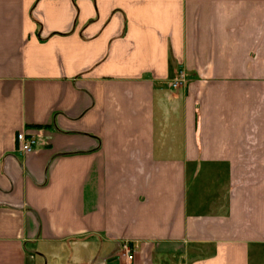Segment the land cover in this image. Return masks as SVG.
<instances>
[{
	"label": "crops",
	"instance_id": "crops-1",
	"mask_svg": "<svg viewBox=\"0 0 264 264\" xmlns=\"http://www.w3.org/2000/svg\"><path fill=\"white\" fill-rule=\"evenodd\" d=\"M254 258L264 0H0V264Z\"/></svg>",
	"mask_w": 264,
	"mask_h": 264
},
{
	"label": "built area",
	"instance_id": "built-area-1",
	"mask_svg": "<svg viewBox=\"0 0 264 264\" xmlns=\"http://www.w3.org/2000/svg\"><path fill=\"white\" fill-rule=\"evenodd\" d=\"M187 82V74L185 71H180L177 78L171 83L172 88H178L185 85ZM39 141L33 136L29 135L26 131H20L17 134V145L20 152L24 154L32 153L37 147ZM124 249L127 253H130V245L128 242L124 243Z\"/></svg>",
	"mask_w": 264,
	"mask_h": 264
},
{
	"label": "rangeland",
	"instance_id": "rangeland-1",
	"mask_svg": "<svg viewBox=\"0 0 264 264\" xmlns=\"http://www.w3.org/2000/svg\"><path fill=\"white\" fill-rule=\"evenodd\" d=\"M262 261H263V264H264V259H262ZM252 264H257V259L256 258L253 259Z\"/></svg>",
	"mask_w": 264,
	"mask_h": 264
}]
</instances>
